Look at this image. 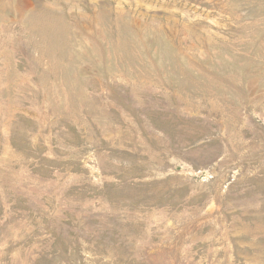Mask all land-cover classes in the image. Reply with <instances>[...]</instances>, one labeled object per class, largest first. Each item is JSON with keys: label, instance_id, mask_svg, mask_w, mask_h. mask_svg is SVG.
<instances>
[{"label": "rangeland", "instance_id": "374dc122", "mask_svg": "<svg viewBox=\"0 0 264 264\" xmlns=\"http://www.w3.org/2000/svg\"><path fill=\"white\" fill-rule=\"evenodd\" d=\"M0 264H264V0H0Z\"/></svg>", "mask_w": 264, "mask_h": 264}]
</instances>
